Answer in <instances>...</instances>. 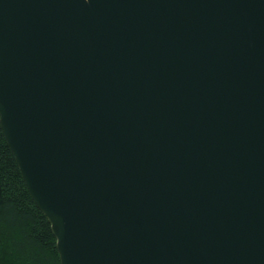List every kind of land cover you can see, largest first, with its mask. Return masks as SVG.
I'll list each match as a JSON object with an SVG mask.
<instances>
[{
  "label": "water",
  "instance_id": "95a60500",
  "mask_svg": "<svg viewBox=\"0 0 264 264\" xmlns=\"http://www.w3.org/2000/svg\"><path fill=\"white\" fill-rule=\"evenodd\" d=\"M0 128L60 264H264V0H0Z\"/></svg>",
  "mask_w": 264,
  "mask_h": 264
},
{
  "label": "trees",
  "instance_id": "16d2710c",
  "mask_svg": "<svg viewBox=\"0 0 264 264\" xmlns=\"http://www.w3.org/2000/svg\"><path fill=\"white\" fill-rule=\"evenodd\" d=\"M0 264H60L50 224L30 198L1 128Z\"/></svg>",
  "mask_w": 264,
  "mask_h": 264
}]
</instances>
